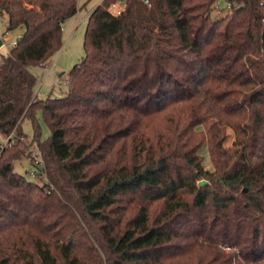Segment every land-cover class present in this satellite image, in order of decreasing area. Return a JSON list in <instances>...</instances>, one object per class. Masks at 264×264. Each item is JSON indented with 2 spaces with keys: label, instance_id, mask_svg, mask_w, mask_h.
Instances as JSON below:
<instances>
[{
  "label": "trees",
  "instance_id": "obj_1",
  "mask_svg": "<svg viewBox=\"0 0 264 264\" xmlns=\"http://www.w3.org/2000/svg\"><path fill=\"white\" fill-rule=\"evenodd\" d=\"M116 1L88 15L65 92L41 99L31 67L61 50L78 0H0L23 29L0 53V264H264L260 0L215 19V0ZM32 144L47 181L15 170Z\"/></svg>",
  "mask_w": 264,
  "mask_h": 264
},
{
  "label": "rangeland",
  "instance_id": "obj_2",
  "mask_svg": "<svg viewBox=\"0 0 264 264\" xmlns=\"http://www.w3.org/2000/svg\"><path fill=\"white\" fill-rule=\"evenodd\" d=\"M102 1L103 0H78L79 12L75 16L68 19L64 25L63 47L61 50L51 57L48 67H31V71L38 79L36 91L39 98L46 99L49 96L59 97L65 92L70 70L75 64L79 63L86 54L84 42L88 15L94 7ZM211 15L212 18H217L216 14L212 13V10ZM1 16L0 35H5V37L10 38V40L19 39L23 33V29L17 28L9 31L7 27V16ZM6 32H8V34ZM37 119L41 126V141H47L51 135V130L44 119L42 111L40 110L37 112ZM23 131L27 135L26 140L31 144L32 137L34 135V125L30 119L24 120ZM229 133L230 136L226 142L227 147H229L233 141L232 131L229 130ZM30 148L39 151L35 144L30 145ZM200 153L204 156L205 167L212 169L213 165L210 160L207 147L205 146L201 148ZM14 167L17 172L23 175H28V172L33 170V163L31 162L30 157H24L22 160L15 162Z\"/></svg>",
  "mask_w": 264,
  "mask_h": 264
},
{
  "label": "built area",
  "instance_id": "obj_3",
  "mask_svg": "<svg viewBox=\"0 0 264 264\" xmlns=\"http://www.w3.org/2000/svg\"><path fill=\"white\" fill-rule=\"evenodd\" d=\"M146 4L151 5L149 0H144ZM260 4L264 9V0H260ZM126 2L125 0H117L110 7L109 11L114 15H119L125 9ZM237 2L234 0H215L211 6L212 13H215L217 17L225 16L230 14L234 8H236ZM264 23V19H263ZM8 34V32H6ZM0 53H8L10 49L15 46L18 42V39L10 40V38L5 37V35H0ZM14 138V133H11L9 136L5 137L0 133V147L4 149L5 146L9 143L11 139ZM31 149V148H30ZM32 154V163L33 170L28 172V177L34 180H43L47 181V175L45 173V162L41 152L31 149Z\"/></svg>",
  "mask_w": 264,
  "mask_h": 264
},
{
  "label": "water",
  "instance_id": "obj_4",
  "mask_svg": "<svg viewBox=\"0 0 264 264\" xmlns=\"http://www.w3.org/2000/svg\"><path fill=\"white\" fill-rule=\"evenodd\" d=\"M208 182L206 180H200L198 185L199 186H203V185H206ZM244 191H246V189H244Z\"/></svg>",
  "mask_w": 264,
  "mask_h": 264
},
{
  "label": "crops",
  "instance_id": "obj_5",
  "mask_svg": "<svg viewBox=\"0 0 264 264\" xmlns=\"http://www.w3.org/2000/svg\"><path fill=\"white\" fill-rule=\"evenodd\" d=\"M90 14V13H89ZM62 75V74H61Z\"/></svg>",
  "mask_w": 264,
  "mask_h": 264
}]
</instances>
